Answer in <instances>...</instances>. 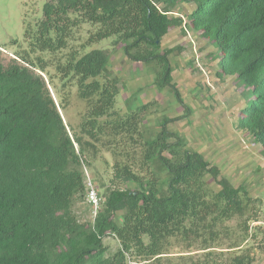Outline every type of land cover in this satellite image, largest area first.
<instances>
[{"label":"trees","instance_id":"trees-1","mask_svg":"<svg viewBox=\"0 0 264 264\" xmlns=\"http://www.w3.org/2000/svg\"><path fill=\"white\" fill-rule=\"evenodd\" d=\"M188 2L195 3L190 26L218 50L217 75H235L245 90L236 127L259 144L264 160V0H48L36 29L26 36L31 51L55 52L81 24H91L96 30L87 41L113 36L128 60L159 65L157 87H168L183 107L180 117L188 118L190 108L172 81L171 50L161 48L162 38L182 24L173 9ZM14 56L6 66L0 61V264H126L127 253L146 257L148 264H171L162 256L171 239L188 245L201 239L213 247L209 244L226 240V223L234 218L240 236L229 248L239 247L250 229L264 234L249 225L257 211L247 188L234 187L168 129L177 117H162L149 137L139 128L147 104L112 124L98 122L111 115L118 91L106 49L71 52L58 71L75 78L89 105L83 133L96 139L97 131L109 127L130 139L136 134L142 159L139 167L134 160L116 162L115 176L128 187L104 195L93 223L79 222L71 206L84 191L83 141L69 135L45 79L34 73H44L45 66ZM109 234L121 245L112 256L103 244ZM249 253L226 259L208 252L203 262L192 258L189 264H251Z\"/></svg>","mask_w":264,"mask_h":264},{"label":"rangeland","instance_id":"rangeland-1","mask_svg":"<svg viewBox=\"0 0 264 264\" xmlns=\"http://www.w3.org/2000/svg\"><path fill=\"white\" fill-rule=\"evenodd\" d=\"M48 0H0V61L6 66L14 55L28 57L37 65H44L42 75L49 92L58 106L63 122L70 136L76 134L83 141V154L80 159V171L83 175L84 191L77 195L71 211L82 223H93L102 208L104 195L113 189L128 187V184L116 178L114 164L133 161L139 167L142 154L140 138L136 134L130 139L126 134L116 133L109 127L97 131L96 139L89 138L81 130L89 112L88 103L80 97L75 78L63 76L58 66L65 64L71 52L76 55L92 50L106 49L109 52L107 69L118 81V91L108 116L98 119L102 124H112L147 104L139 128L143 137H149L158 131L162 117L178 119L168 124V129L181 134L187 145L203 155L205 160L219 168L220 176L227 178L236 187L243 185L254 199L257 211L256 221L264 231V160L259 155V144L243 134L236 127L237 112L246 103L245 90L239 86L235 75H217L218 50L202 39L190 26L188 15L195 3L178 4L171 13L180 16L182 24L171 29L161 40L162 50H171L169 61L172 67V81L178 88L185 105L190 108L188 118H181L183 107L168 87L158 88L159 65L156 63H134L126 58L115 37L89 42L88 37L96 27L83 23L73 31L64 48L55 52L32 50L26 32L34 31L42 18L43 5ZM158 6H161L158 4ZM51 77V85L47 75ZM60 106V107H59ZM180 117V118H179ZM76 150L79 146L75 144ZM92 183L97 196L96 214L89 201L87 181ZM129 187H131L129 185ZM120 221V214L117 215ZM228 237L222 243H207L198 239L191 243L181 239H171L165 248L163 258L171 264H189L203 262L208 252L229 259L235 252L248 250L251 264H264V234L249 230L248 236L232 247V242L240 236L236 228L237 218L229 220ZM106 256H112L121 245L112 234L103 238ZM223 251V252H220ZM213 255V254H212ZM144 256L135 253L125 255L126 264H148ZM166 261H164L165 264Z\"/></svg>","mask_w":264,"mask_h":264},{"label":"built area","instance_id":"built-area-1","mask_svg":"<svg viewBox=\"0 0 264 264\" xmlns=\"http://www.w3.org/2000/svg\"><path fill=\"white\" fill-rule=\"evenodd\" d=\"M87 193H88V197H89V201L91 203V206L93 208V212L94 214H96V210L98 207V196L97 193L92 185V183L90 182V180L88 179L87 181Z\"/></svg>","mask_w":264,"mask_h":264}]
</instances>
